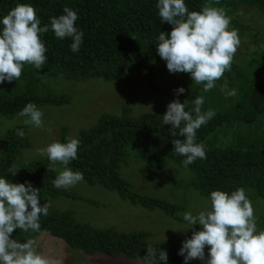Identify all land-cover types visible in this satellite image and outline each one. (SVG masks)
I'll use <instances>...</instances> for the list:
<instances>
[{
  "label": "trees",
  "instance_id": "16d2710c",
  "mask_svg": "<svg viewBox=\"0 0 264 264\" xmlns=\"http://www.w3.org/2000/svg\"><path fill=\"white\" fill-rule=\"evenodd\" d=\"M158 0H0V19L18 3L34 6L41 20V26L50 24V18L63 14L64 7L76 11V27L83 32L79 52L70 49L71 38L57 39L51 29L41 34L47 48V63L42 69L25 65L19 80L0 83V116L11 118L28 103L36 106H59L69 101L65 93L47 90L39 91L44 78L61 77L65 80L81 81L98 78L104 81L122 82L127 79L130 69L142 70L147 85L157 91L154 84L158 63L164 61L156 52L160 31L169 33L172 26L161 22L156 8ZM206 0H185L189 11H200ZM243 5L255 10L264 19V0H219L217 7L226 11ZM230 25L244 29L233 19ZM2 27V25H0ZM256 76L248 75L234 62L231 70L216 81V87L208 92L200 90L197 96L204 97L202 112L213 110L215 115L196 133V142L205 145L206 158L197 159L186 168L191 172L189 185L206 198L210 204V193L221 190L231 193L237 188H251L264 198V49L257 58ZM188 73H179L185 76ZM227 82L229 90L236 95L225 96L220 92ZM194 98V99H195ZM193 99V101H194ZM193 101L185 104L186 111L194 109ZM227 102L226 104H224ZM165 111L131 114L123 105L114 113L102 112L86 128L77 132L80 140L78 158L68 165L73 171L83 173V181L88 185L97 184L115 192L121 200L148 210L158 209L174 220H182L178 212L182 204L158 198L133 190L123 178L118 167L133 151L143 160L147 173L158 167L157 154L184 166L185 157L173 150V139L184 138L171 135V125H164ZM194 114V113H193ZM261 124L255 132L254 125ZM183 126V125H181ZM23 130L24 136L17 135ZM232 134V141L218 145L221 135ZM58 142L66 143L65 129L61 130ZM3 153L0 155V177L12 183L28 181L39 190L42 201L58 195L73 197V192L57 189L53 181L62 170L48 171L47 156L32 159L13 168L16 156L22 148L29 146L24 125H15L4 130L0 136ZM16 172L15 175H12ZM38 232L24 233L16 230L13 238L24 242L33 239L39 232L62 240L69 248L82 251L86 255L95 252L107 256L122 253L127 259H142L147 255V247L166 251V264H184L178 255L180 247L167 240L152 243L147 240L150 233L145 231L120 232L113 228H96L78 222L69 210L50 208L48 216H41ZM163 264V262H162Z\"/></svg>",
  "mask_w": 264,
  "mask_h": 264
},
{
  "label": "clouds",
  "instance_id": "9594fccd",
  "mask_svg": "<svg viewBox=\"0 0 264 264\" xmlns=\"http://www.w3.org/2000/svg\"><path fill=\"white\" fill-rule=\"evenodd\" d=\"M219 0H206L200 11H189L185 0H158L156 8L161 22L172 26L169 33L159 32L156 38V52L166 62L170 73H188L192 82L202 86L203 92L216 87V81L223 78L231 66L240 45L237 30L230 29L231 17L223 7H217ZM76 11L64 7L63 14L50 18V24L41 26L36 9L31 4L18 3L0 19V83L20 79L25 65L42 69L47 63L41 34L50 29L57 39L71 38L73 53L80 50L83 32L75 22ZM178 88L176 94H182ZM220 91L227 97L236 95L225 82ZM185 104L173 100L167 105L162 116L164 125H171V135L184 139H173V150L185 157L184 166L197 159L206 158L205 145L196 142V133L214 115L213 110L201 111L204 97L197 96L192 111L185 110ZM194 113V114H193ZM26 117L24 124L44 128L43 112L34 103L26 104L18 113ZM183 125V126H181ZM23 137V130H17ZM80 140L68 137L66 143L54 141L44 148L37 149L47 156L48 171L62 170L53 181L57 189H69L82 182L83 173L68 167L78 158ZM13 172L12 175H15ZM39 190L30 182L12 183L0 177V264H51L41 255L31 238L20 242L13 238L16 230L35 233L40 230L41 216H48L50 204L40 203ZM210 207L197 214L191 211L182 214L186 231L194 225L191 237L182 242L178 255L183 256L184 264L190 260H200L203 264H264V230H258L257 217L246 190L243 187L228 193L214 190L210 193ZM175 231V230H173ZM207 247V256L205 248ZM142 264H166L168 254L161 248L149 245Z\"/></svg>",
  "mask_w": 264,
  "mask_h": 264
},
{
  "label": "rangeland",
  "instance_id": "374dc122",
  "mask_svg": "<svg viewBox=\"0 0 264 264\" xmlns=\"http://www.w3.org/2000/svg\"><path fill=\"white\" fill-rule=\"evenodd\" d=\"M226 13L244 27L242 30L236 26H229L230 29L237 30L240 38V45L233 62L248 75L256 76L257 58L264 49V19L255 10L243 5ZM154 84L157 86V91H153L147 85L144 72L136 68L130 69L127 79L122 82L104 81L98 78L81 81L65 80L59 76L44 78L39 86L40 92L50 90L55 93H65L69 96V101L59 106H37L44 114V128L41 129L24 124L26 117H20L18 114L11 118L0 116V136L4 130L12 126H25L29 146L19 151L13 168L26 161L43 157L37 149L58 141L62 129H65L67 138H75L80 129L95 122L102 112H118L123 105L129 107L131 114L161 110L166 112L167 105L173 100L190 103L200 90V85L192 82L189 74L181 76L179 73H170L165 61L158 63ZM181 87L185 91L177 95L176 90ZM260 121H264V117H261ZM259 127L261 124L254 125L255 132L259 131ZM232 139L231 133L221 135L217 144L221 146ZM2 153L3 147L0 143V155ZM129 154L127 160L118 167L120 175L136 192L182 204L183 209L178 212L182 220H174L158 209L148 210L131 205L121 200L115 192L97 184L88 185L84 181L68 189L74 193L73 197L58 195L53 201L40 200V203L48 202L50 208L69 210L78 222L88 226L113 228L120 232L145 231L150 233L147 240L152 243L167 240L181 248L182 242L191 237L193 229L197 231L200 229L199 225H194L183 231L186 222L182 214L191 211L195 215L201 210L208 209L210 207L208 200L189 185L191 172L185 166L177 165L157 154L158 167L147 173L143 160L133 151ZM245 190L257 217L258 230H264V198L259 197L251 188ZM47 237L49 239L45 240L46 243L50 240L54 245L53 252L45 250L47 247L44 241L41 242L43 249L40 248L38 252L41 255L45 254L51 264H142L140 258L127 259L122 253H117L115 256H107L100 252L86 255L78 249L69 248L55 237ZM35 239L36 237L33 238ZM207 251L206 247L205 256ZM182 260L184 261V258ZM188 264H203V262L194 259Z\"/></svg>",
  "mask_w": 264,
  "mask_h": 264
},
{
  "label": "crops",
  "instance_id": "0c3cea01",
  "mask_svg": "<svg viewBox=\"0 0 264 264\" xmlns=\"http://www.w3.org/2000/svg\"><path fill=\"white\" fill-rule=\"evenodd\" d=\"M46 235V236H45ZM47 236H50L48 233H45V232H39L36 237V239L34 240L35 241V247H36V250L38 251L40 248V250H42V246H41V242L44 241L45 242V246L47 247V249H45L46 251L50 250L51 252H53V248L52 246H54L53 244H51V241L49 240L48 242H50V244L47 245L46 243V239H49ZM60 240V239H59ZM62 241V240H61ZM53 243V242H52ZM43 256H45V254H42ZM46 257V256H45Z\"/></svg>",
  "mask_w": 264,
  "mask_h": 264
}]
</instances>
